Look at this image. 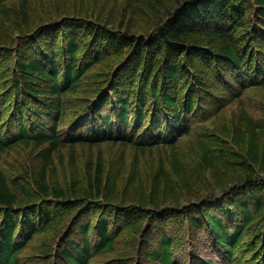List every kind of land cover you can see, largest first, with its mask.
Here are the masks:
<instances>
[{
    "label": "trees",
    "instance_id": "obj_1",
    "mask_svg": "<svg viewBox=\"0 0 264 264\" xmlns=\"http://www.w3.org/2000/svg\"><path fill=\"white\" fill-rule=\"evenodd\" d=\"M12 2L0 0V159L23 145L32 146L41 163L12 175L0 166V264H32L31 258L54 253L53 264H90L115 252L127 228L142 244H154L138 248V264H264V119L242 113L245 131H237L257 173L184 204L174 192L168 197L163 162L150 194L138 203L116 195L122 161L108 171L101 160L87 167L85 187L75 160L67 185L58 181L54 164L55 155L77 145L110 142L143 152L174 147L198 116L218 112L247 88L264 87V0H179L153 32L140 34L70 12L49 13L31 27L29 0H18V10ZM18 14L24 26L17 24L15 36L16 28L3 27ZM104 61L110 68L98 71L72 110L66 95L80 92ZM202 142V163L213 168L220 151ZM172 167L184 175L177 155ZM217 182L228 183L221 176ZM184 224L196 238L204 232L219 259L202 258L189 243L180 254L175 231ZM54 226H61L57 248L25 256Z\"/></svg>",
    "mask_w": 264,
    "mask_h": 264
},
{
    "label": "rangeland",
    "instance_id": "obj_2",
    "mask_svg": "<svg viewBox=\"0 0 264 264\" xmlns=\"http://www.w3.org/2000/svg\"><path fill=\"white\" fill-rule=\"evenodd\" d=\"M179 0H29L30 18L28 25L33 27L40 19L49 14L57 13H76L81 16H92L90 19H100L109 21L115 29L128 30L136 33L153 32L163 18H167L169 11L177 4ZM14 7L21 8V2L13 0ZM18 7V8H17ZM22 17L18 14L11 17L9 22L4 23L6 32L17 27L19 23L24 26ZM5 20V19H0ZM84 21V20H82ZM84 23H81V25ZM13 35H17L18 28ZM109 61H104L94 67L89 75L84 79L80 92L69 93L66 95L68 104L73 107L72 110L80 106L84 97V92L93 85L98 79V71L110 68ZM210 104V103H209ZM211 105V104H210ZM72 113V111H70ZM242 113L251 115L256 120L264 119V87L247 88L240 98L229 102L218 112L211 111L206 115L198 116L192 124L191 133L183 136L174 147H158L146 151L131 145L119 143L103 142L95 146L77 145L75 148H64L60 154L54 156L55 174L58 175V181L67 185L73 173V161L76 170L79 171L82 183L87 184L88 170L92 169L101 160L105 170L113 168L123 163L122 175L117 183L118 197L125 195L126 203H138V199H146L151 192L154 172L159 163H164V169L170 177V186L167 190L168 197L174 192L182 198L181 204L191 202L205 195L220 194V188L225 189L228 184H233L240 177H245L247 173H257L258 167L246 157L247 144L240 143L237 140V131L243 130L244 119ZM202 141H208L215 149H218L219 159L216 160L213 168H206L202 163V153L200 145ZM174 155H177L185 169L183 176H176L173 173L172 161ZM41 157L32 146H19L2 155L0 166L7 174H15L27 167H37L40 165ZM137 168L135 183L128 187L131 180V172ZM262 175L264 173L259 172ZM257 174H255L256 176ZM221 176L227 180L226 184H218L217 177ZM26 181V180H25ZM167 185V184H166ZM165 185L161 188V195L164 194ZM167 189V188H166ZM197 197V198H195ZM217 202V201H216ZM65 219L64 222H66ZM61 226L51 227L44 233L38 235L31 243L24 255L37 254L42 247H48L55 250L59 245L61 236L59 231ZM156 235L155 231L151 232ZM176 242L174 248L181 252L186 243L191 246H197L203 251L202 258H218L217 254L208 248L207 237L204 232L200 233V238L194 237L193 230H189L187 225H179V230L175 231ZM199 239V240H198ZM246 236L244 241H248ZM151 240V239H150ZM187 240V241H186ZM245 246L250 243L244 242ZM153 242L148 241L142 244L139 234L130 229L118 237L115 252L100 255L94 258L90 264H102L106 260L112 264H138L140 246L150 247ZM54 254L32 259V264H53ZM249 256V254H248ZM253 263V262H252ZM218 264H222L218 260Z\"/></svg>",
    "mask_w": 264,
    "mask_h": 264
}]
</instances>
